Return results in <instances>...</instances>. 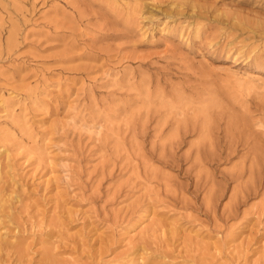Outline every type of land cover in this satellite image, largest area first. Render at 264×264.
Instances as JSON below:
<instances>
[{
	"label": "rangeland",
	"instance_id": "374dc122",
	"mask_svg": "<svg viewBox=\"0 0 264 264\" xmlns=\"http://www.w3.org/2000/svg\"><path fill=\"white\" fill-rule=\"evenodd\" d=\"M0 264H264V0H0Z\"/></svg>",
	"mask_w": 264,
	"mask_h": 264
},
{
	"label": "bare ground",
	"instance_id": "6f19581e",
	"mask_svg": "<svg viewBox=\"0 0 264 264\" xmlns=\"http://www.w3.org/2000/svg\"><path fill=\"white\" fill-rule=\"evenodd\" d=\"M257 77V76H256ZM257 79V78H256Z\"/></svg>",
	"mask_w": 264,
	"mask_h": 264
}]
</instances>
